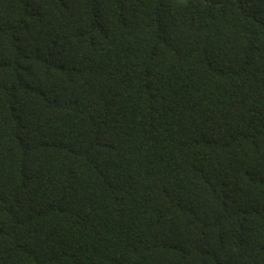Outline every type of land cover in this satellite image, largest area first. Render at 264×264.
Segmentation results:
<instances>
[{
    "label": "trees",
    "instance_id": "obj_1",
    "mask_svg": "<svg viewBox=\"0 0 264 264\" xmlns=\"http://www.w3.org/2000/svg\"><path fill=\"white\" fill-rule=\"evenodd\" d=\"M0 264H264V0H0Z\"/></svg>",
    "mask_w": 264,
    "mask_h": 264
}]
</instances>
